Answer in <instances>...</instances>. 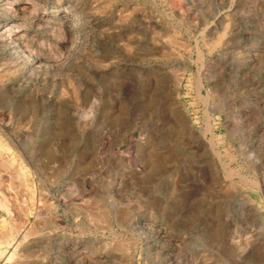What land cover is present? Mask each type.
<instances>
[{
	"label": "rangeland",
	"instance_id": "rangeland-1",
	"mask_svg": "<svg viewBox=\"0 0 264 264\" xmlns=\"http://www.w3.org/2000/svg\"><path fill=\"white\" fill-rule=\"evenodd\" d=\"M0 264H264V0H0Z\"/></svg>",
	"mask_w": 264,
	"mask_h": 264
}]
</instances>
